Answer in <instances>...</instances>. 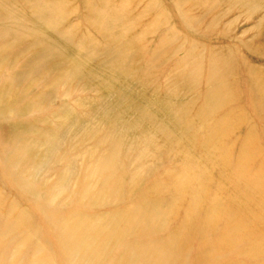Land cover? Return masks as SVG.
Wrapping results in <instances>:
<instances>
[{
    "label": "rangeland",
    "instance_id": "1",
    "mask_svg": "<svg viewBox=\"0 0 264 264\" xmlns=\"http://www.w3.org/2000/svg\"><path fill=\"white\" fill-rule=\"evenodd\" d=\"M167 257L264 264V0H0V264Z\"/></svg>",
    "mask_w": 264,
    "mask_h": 264
},
{
    "label": "bare ground",
    "instance_id": "2",
    "mask_svg": "<svg viewBox=\"0 0 264 264\" xmlns=\"http://www.w3.org/2000/svg\"><path fill=\"white\" fill-rule=\"evenodd\" d=\"M164 245L165 246L166 245H169V247L175 246L173 239L168 240L166 243H162V246H164ZM162 264H173V260L170 257H167V259L165 260V262L162 263Z\"/></svg>",
    "mask_w": 264,
    "mask_h": 264
}]
</instances>
